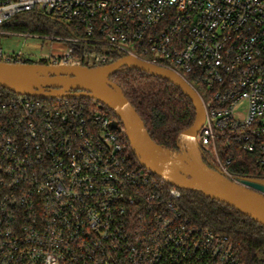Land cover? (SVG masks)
Returning a JSON list of instances; mask_svg holds the SVG:
<instances>
[{
  "label": "built area",
  "instance_id": "obj_1",
  "mask_svg": "<svg viewBox=\"0 0 264 264\" xmlns=\"http://www.w3.org/2000/svg\"><path fill=\"white\" fill-rule=\"evenodd\" d=\"M26 15L70 34L9 28ZM14 35L67 44L52 66L81 50L89 68L134 57L177 74L206 108L201 151L235 180L217 148L232 133L264 168V0H0V36ZM72 100L0 101V264H241L229 237L181 210L182 190L134 161L107 108Z\"/></svg>",
  "mask_w": 264,
  "mask_h": 264
},
{
  "label": "water",
  "instance_id": "obj_2",
  "mask_svg": "<svg viewBox=\"0 0 264 264\" xmlns=\"http://www.w3.org/2000/svg\"><path fill=\"white\" fill-rule=\"evenodd\" d=\"M124 68L172 84L194 104L196 121L181 135L177 151L153 141L122 89L111 80ZM0 88L32 98H86L100 103L118 117L123 128L118 122H113L111 127L118 131L124 129L139 163L150 173L182 191L200 192L264 227V179L231 180L220 169L206 165L197 141L206 121V108L196 89L177 74L134 57H124L99 68L0 61Z\"/></svg>",
  "mask_w": 264,
  "mask_h": 264
},
{
  "label": "trees",
  "instance_id": "obj_3",
  "mask_svg": "<svg viewBox=\"0 0 264 264\" xmlns=\"http://www.w3.org/2000/svg\"><path fill=\"white\" fill-rule=\"evenodd\" d=\"M58 25V23L36 15H26L25 18L22 17L15 21L9 28L18 33L59 36ZM67 33L70 34V32ZM77 51L79 55H74L73 59L76 57L81 59L75 61V65L89 67L84 61V54H81V50ZM120 59L122 57H115L109 65ZM1 62L3 61L1 60ZM18 63L53 65L47 59H42L39 62L25 59L11 62V64ZM111 80L122 89L130 104L141 117L153 141L166 149L177 151L181 135L189 130L196 121L197 112L192 101L172 84L128 68L122 69ZM191 82L193 81L191 80ZM193 84L207 99L202 87L197 83L193 82ZM17 97L19 95L0 88V101ZM73 100L82 104H93L92 100L86 98ZM106 112L113 121L118 122L122 127L120 120L113 112L109 109ZM225 137L227 138L225 141L217 142V148L221 161L229 173L238 180L264 179V168L256 164L257 154L243 151L234 140V134L225 133ZM125 141L130 155L134 161L139 162L127 136H125ZM202 154L206 165L212 169L218 167L216 159L211 154L204 151ZM155 179L166 189L171 188L159 178L155 177ZM182 194L181 210L195 224L229 237L239 251L241 264H264V227L235 209L206 198L200 192L182 191Z\"/></svg>",
  "mask_w": 264,
  "mask_h": 264
},
{
  "label": "rangeland",
  "instance_id": "obj_4",
  "mask_svg": "<svg viewBox=\"0 0 264 264\" xmlns=\"http://www.w3.org/2000/svg\"><path fill=\"white\" fill-rule=\"evenodd\" d=\"M26 16H23L25 18ZM39 17V16H37ZM60 36H67L64 26L58 25ZM16 32V31H15ZM0 49L7 56L22 55V59L31 62H39L40 60L53 55H64L68 51L67 44L63 42L53 41L49 38L38 37H23L19 35L14 36H0ZM93 62V58L90 59ZM247 103L240 106L239 117L246 115Z\"/></svg>",
  "mask_w": 264,
  "mask_h": 264
}]
</instances>
